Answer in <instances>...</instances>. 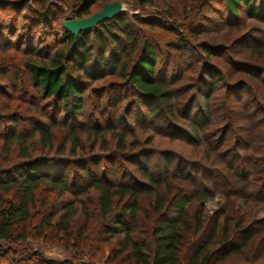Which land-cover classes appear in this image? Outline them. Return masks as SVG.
Returning <instances> with one entry per match:
<instances>
[{
  "label": "rangeland",
  "instance_id": "1",
  "mask_svg": "<svg viewBox=\"0 0 264 264\" xmlns=\"http://www.w3.org/2000/svg\"><path fill=\"white\" fill-rule=\"evenodd\" d=\"M85 2L1 0L0 170L9 172L23 162L22 148L33 158L48 154L42 150L37 131L43 127L51 128L54 150L50 156L73 163L67 173L73 186L71 192L63 197L45 192L39 194L38 208H45L41 205L47 201L48 207L41 211L52 212L59 210L67 201H84L94 220L87 230L89 237L79 239L85 224L79 205L73 225L77 239L63 240L56 238L57 233L38 237L42 215L34 213L32 238L22 243L0 244V264H136L126 256L115 260V241L110 245L97 241L99 195L94 190L84 195L77 194V184L86 183L79 173V158L89 160L86 168L94 175H106L114 183L134 182L141 189L143 197L135 238L147 244H151L150 227L155 217L151 207L152 187H147L149 183L141 176L139 168L147 166L164 180L166 164L171 161L174 176L167 186L170 185L173 194H182L190 185H195L192 186L194 189L199 188L193 183L194 171L183 169L182 161L207 166L202 178L198 176L196 179L204 184L201 190L215 192L217 184L222 183L225 190L237 188L247 194L245 196L243 192L231 197L236 199L228 211H224L221 195L209 198L204 210L206 232L202 238L190 235L184 241L181 264H190L197 247L205 244L214 230L215 221L224 219L228 220L233 231L237 252L226 258L228 252L218 251L219 247L214 244L209 249L212 256L207 264H264V185L257 187L260 179L264 178V169H260L261 163L254 160L257 159L254 154L264 157V136L257 140L258 135L264 134V23L248 17L245 10H241L238 17L231 16L226 0H155L145 7L139 6L136 0H99L90 6L92 15L114 2L122 4L123 13L114 20L116 23L109 21L104 23L106 27L104 24L98 27L102 29L100 39L91 36L94 79L84 80L86 91L81 114L69 115L61 109L59 101L46 99L43 90L35 86L27 59L32 56L47 60L57 50L65 49V22L68 18L78 19ZM47 11L49 18L39 15ZM150 20H157L162 26H152L148 23ZM132 35L136 36L133 43L127 38ZM180 39L186 45L185 50L169 47L170 43H177ZM146 40L157 54L158 82L170 86L174 94L172 108L176 114L163 115V119H158L157 115L152 117L149 104L120 73L121 67L111 62L112 57L121 62L128 58L135 62ZM101 48L106 49V70L100 69L96 63ZM119 48L123 54L119 53ZM205 68L216 76L218 85L215 95L207 103L201 98ZM199 108L213 113L215 124L210 128L211 134L223 135L226 141L221 150H235L236 137L243 141L257 138L259 143L253 140L256 151L247 147L240 151V154H246L245 171L234 172L233 167L240 163L233 155L226 160V165L201 159L200 149L196 148L191 137H186L181 131L193 134L187 129L186 121L193 122ZM156 110L164 109L157 107ZM254 111L261 112L257 114L258 119L251 118ZM171 122L179 128L177 133L169 130ZM70 131L79 134L82 146L75 156L70 155L71 142L66 144V152L60 153ZM114 132L126 134L127 156L122 155L120 159L117 141L112 136ZM18 134L26 138L25 144L13 143L7 152L4 140ZM248 172H252L249 183L245 176ZM186 173L193 180L191 184L184 180L185 177H180ZM199 209L201 204L193 202V212ZM223 229L221 223L217 233L221 235Z\"/></svg>",
  "mask_w": 264,
  "mask_h": 264
},
{
  "label": "trees",
  "instance_id": "2",
  "mask_svg": "<svg viewBox=\"0 0 264 264\" xmlns=\"http://www.w3.org/2000/svg\"><path fill=\"white\" fill-rule=\"evenodd\" d=\"M83 1L86 2L83 3L82 9L78 13V19L93 16L90 6L99 0ZM136 1L139 6L145 7L152 5L155 0ZM226 1L231 16L238 17L240 11L245 10L248 17L264 23V0H259L258 4H256L258 0ZM20 6L21 4H19ZM39 15L42 18H49L50 13L47 11ZM114 20H112L113 23H116ZM141 23L145 22L141 21ZM148 23L155 27L162 26V23L157 20H150ZM106 25L104 24L105 27ZM98 27L90 32L80 33L77 37L65 29L63 33L65 49L57 50L52 58L47 60L32 56L27 59L35 86L43 90V96L46 99L54 98L59 101L61 109L69 115L81 114L83 95L86 91L84 80L92 81L94 79V75L91 72L93 63L91 36L94 35L100 39L99 35L102 29H98ZM176 33L180 36V32L176 31ZM127 38L133 43L136 36L132 35ZM182 41L180 39L177 43H170L169 47L185 50L186 45ZM119 50V53L123 54L120 48ZM98 56L96 63L100 66V69L104 68L106 70L108 66L106 49L101 48ZM157 61L155 49L146 40L142 52L135 62L130 61V58L121 62L114 57H112L111 62L115 66L119 65L121 67L120 73L137 89L143 101L149 104L152 117L155 118L157 115L158 119H163V115L166 117L167 115L176 114V112L172 108L174 94L171 87L158 82L156 75ZM204 70L203 79L201 80V90L204 93L201 98L207 103L215 95L218 85L216 76H213L207 68ZM157 107L164 110L157 111ZM260 113L259 111L251 112V118L258 119L259 116L257 114ZM194 117L198 122H194L195 120L193 122L186 121L188 124L187 129L192 131L193 134L190 135L191 133L187 131H181L186 137H191L196 148L200 149L199 151L202 152L201 159H206L214 164L221 163L226 165L225 162L233 155L240 163H237L235 167H233V163L231 164L234 172L245 171L246 167L243 163L246 160V154H240V151L246 149V147L251 151H256L257 146L254 141L257 138L250 139L253 143L251 145L250 141H243V139L241 140L236 137L235 150L232 149L226 152L220 148L226 143L224 136L211 134L210 128L215 124L213 113L210 110H201L199 108ZM170 125L169 130L175 133L179 131L175 123L171 122ZM203 131L205 132L204 134ZM37 133L40 136L42 150L48 151V154L33 158L27 154L25 148H22L23 162L17 164L9 172L0 170V244L22 243L30 240L33 236L34 213L39 212L42 217L38 225L40 229L37 232L38 237H47V235L57 233L56 238L75 241L77 238H75V233L73 232V225L79 213V205L85 218V224L84 229L81 230L78 237L79 239L89 237L87 230L93 225L94 216L87 209L84 201H67L59 210H53L52 212L41 211L48 207L47 201L41 205L45 208H38V196L41 193L45 192L63 197L71 192L73 185L69 182L67 173L69 166L73 163L66 159H57V157L50 156V153L54 150L51 128H40ZM125 135L124 132H114L112 134L117 141V154L121 155L118 156V159L122 155L127 156ZM262 135L264 136V134L258 135L257 140ZM67 136L68 140L62 146L63 151L60 153L64 154L66 152V144L71 142L70 155L75 156L77 151L82 149L79 134L76 131H70ZM4 141L5 149L7 150L8 146L13 143L25 144L26 138L18 134ZM234 151L235 154H233ZM254 157L257 158L254 160L258 164L261 163L260 169L262 168L263 170L264 157L255 154ZM178 161L180 162V160ZM182 162L185 165L183 169L194 171L195 181L193 183L199 186L198 189H194L192 186L195 185H190L182 194H173L174 191L169 188L170 185L167 186L170 178L174 176L171 161L166 164V170L163 174L164 180L158 178L155 171H152L147 166L139 168L141 176L147 181L146 183H149L147 187H152L150 189V196H152L151 207L155 217L150 227L151 233L149 238L151 244H147L135 238V229L140 219V203L143 197L141 189L137 187V184L122 181L114 183L106 175L104 177L96 176L86 168L89 160L82 158L77 160V163H80L78 167L79 173L83 175V180L86 182L85 184H77V194H88L91 190L98 193L97 215L100 220L97 241L107 243L108 245L115 241L114 252L116 261L126 256L131 261L134 260L136 264H181L184 241L190 235L194 238H202L206 232L204 210L209 198L215 194L221 195L224 199V211H228L229 205L233 202V199H236L231 197L244 192L243 190L238 191L237 188L231 189V191L225 190L222 183L217 184L218 187L215 192L213 190L212 192L206 189L201 190L204 184L202 185V182H197L196 179L198 176L199 179L202 178L204 171L207 170V166H202L201 163L195 166V164L189 161ZM237 175L239 177V174ZM245 176L246 182L249 183L252 172L246 173ZM180 177H185L184 180L190 184L193 181L187 173L182 176L180 175ZM187 178H190V180ZM260 181L257 187L264 185V178L260 179ZM163 188L164 192H162ZM262 188L264 187L262 186ZM244 194L246 196L247 193L244 192ZM240 198H242V194ZM193 202L201 204V210L193 212ZM221 223L224 229L220 235L217 233V230L220 228ZM232 234L233 231L227 219L222 220V222L216 220L214 230L210 233L205 244L197 247L190 258V264H207L212 256L209 249L214 244L219 247L218 251L225 250L228 252L226 258L230 257L233 253L237 252L234 248Z\"/></svg>",
  "mask_w": 264,
  "mask_h": 264
},
{
  "label": "water",
  "instance_id": "3",
  "mask_svg": "<svg viewBox=\"0 0 264 264\" xmlns=\"http://www.w3.org/2000/svg\"><path fill=\"white\" fill-rule=\"evenodd\" d=\"M122 13V4L114 2L105 6L100 12L89 18H68L65 22V29L67 32L77 37L80 33L90 32L91 30L96 29L101 24L118 18Z\"/></svg>",
  "mask_w": 264,
  "mask_h": 264
}]
</instances>
